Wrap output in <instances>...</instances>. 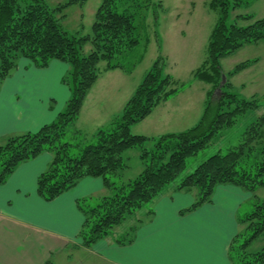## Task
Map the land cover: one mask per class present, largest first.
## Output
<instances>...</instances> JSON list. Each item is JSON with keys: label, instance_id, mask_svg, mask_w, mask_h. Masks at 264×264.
<instances>
[{"label": "trees", "instance_id": "1", "mask_svg": "<svg viewBox=\"0 0 264 264\" xmlns=\"http://www.w3.org/2000/svg\"><path fill=\"white\" fill-rule=\"evenodd\" d=\"M85 1L66 0L63 5L50 8L44 0H0V84L21 59L40 69L50 61H58L68 67L62 83L70 91L63 111L53 122L35 133L8 137L0 144V185L19 164L47 152L51 161L37 178L38 196L51 201L82 178L101 179L109 193L95 205L86 201L76 204L83 216L78 238L82 246L89 247L109 237L115 228L133 217L134 225L128 228V233L115 240L125 245L131 243L132 232L143 221L134 215L144 210L146 218L151 216L147 207L185 170L187 160L207 148L215 138H221L247 111L258 107L257 100L243 99L230 91L229 82L220 87L219 99L212 100V94L219 88L223 75L221 60L245 45L264 44V18L238 16L236 20L248 24H228L230 11L253 0L212 1L211 6L218 10L219 18L209 38L207 60L192 75L209 89L202 116L193 127L159 137L132 134L134 125L146 119L155 107L183 86L164 73V63L158 58L111 126L99 129L90 138L80 136L73 126L88 91L100 76L98 66L104 63L107 71L126 70L113 61L139 44L137 11L147 8L150 0H100L90 35L77 37L63 31L60 26L63 11L70 6L83 5ZM87 44L91 51L84 54ZM254 62L236 65L226 74V79ZM262 145L264 111L246 128L235 146L210 156L180 181L177 191H197L194 203L180 214L210 203L215 188L220 185L235 186L250 194L264 187ZM132 149L139 150L143 169L135 179L121 182L127 168L123 155ZM252 197L255 199L252 212L237 220L242 231L230 244L231 264H264V246L257 252L248 251L251 243L264 233V199Z\"/></svg>", "mask_w": 264, "mask_h": 264}, {"label": "crops", "instance_id": "2", "mask_svg": "<svg viewBox=\"0 0 264 264\" xmlns=\"http://www.w3.org/2000/svg\"><path fill=\"white\" fill-rule=\"evenodd\" d=\"M18 62L0 85V144L53 122L70 97L69 88L62 83L68 71L65 63L50 61L40 69L28 60ZM100 73L104 74L88 91L73 128L82 137H91L111 125L131 97L132 91L121 95V86L98 84L102 76L115 75V70L107 71L104 66ZM100 105L107 106L103 116L95 109ZM84 115L93 121L87 135L82 134ZM154 130L158 131L131 132L145 137L170 134L157 127ZM50 161L46 152L23 162L0 185V264H231L229 247L238 233L235 215L239 204L244 198L251 199V194L220 185L210 203L181 215L194 203L197 192L177 191V185H168L147 207L151 216L138 217L143 221L132 232L131 243L115 242L128 233L130 225L84 247L78 238L83 216L76 204L99 200L106 189L101 179L86 177L45 201L36 192V181Z\"/></svg>", "mask_w": 264, "mask_h": 264}, {"label": "rangeland", "instance_id": "3", "mask_svg": "<svg viewBox=\"0 0 264 264\" xmlns=\"http://www.w3.org/2000/svg\"><path fill=\"white\" fill-rule=\"evenodd\" d=\"M44 1L50 8H56L63 5L66 0ZM212 1L150 0L147 8H141L137 11L136 22L139 26L140 42L134 49L120 57L118 61H113L121 64L126 70H115V75L108 73L102 76L103 79L98 84L121 86L123 88L122 96H126L130 91H132L130 93V96H132L135 88L141 83L153 63L161 58L164 63V73L170 75L174 81L183 86L180 90L178 89L174 96L155 107L150 116L143 123L135 125L136 127L134 126L131 131L140 130L143 133L151 134L158 131L154 130V127H157L165 133H180L193 127L199 121L204 110L206 92L209 86L193 79L192 75L207 60L209 38L219 18L218 10L211 6ZM99 2L100 0H86L83 5L66 8L62 13L63 16H60L61 18L58 16L61 29L77 37L90 35L91 25ZM238 16H251L254 20L264 18V0H253L234 11H230L226 23L235 22L239 26L248 24V22H242L241 19L236 20L235 18ZM90 51L91 46L87 44L84 47V54H88ZM252 60H255V62L250 64L246 68L247 70L240 71L230 76L228 80L226 79V74L230 73L236 65ZM104 66V63H100L99 70L102 71ZM220 68L225 77L224 84L226 82L230 83L229 90L240 98L257 100L258 107L255 110L247 111L237 119L231 128L224 131L221 138H215L207 148L189 158L185 170L170 184L171 186L178 185L184 177L210 156L218 152L224 153L228 148L235 146L240 141L246 128L264 111L263 43L245 45L229 57L221 60ZM216 90L212 94V100L220 98L221 90L219 89V94L216 93ZM98 108L95 109L100 111L102 116L107 113V106L100 105ZM92 110L93 108L87 112ZM92 122L90 117L83 116L81 120L82 134L87 135L90 127H92ZM110 126V124H107L104 129ZM262 146L258 147L261 148ZM139 155L138 149H132L124 153L123 159L127 168L121 175V182L131 181L140 174L143 164L139 159ZM191 190L196 191L195 189ZM242 191L245 194L249 193L248 191ZM108 193L106 191V195ZM251 195L256 199H264V187H258ZM252 196L249 200L244 198L243 202L239 204L235 216L241 219L252 212L255 203ZM97 201L94 198L86 202L89 205H95ZM143 211H138L134 216L140 217L144 214ZM130 225H134L133 217L127 219L114 230L119 231ZM241 231L242 226L238 223L237 232ZM263 246L264 233L251 243L248 251L257 252Z\"/></svg>", "mask_w": 264, "mask_h": 264}, {"label": "water", "instance_id": "4", "mask_svg": "<svg viewBox=\"0 0 264 264\" xmlns=\"http://www.w3.org/2000/svg\"><path fill=\"white\" fill-rule=\"evenodd\" d=\"M224 82H225V77H224V75H222V76H221V82H220V84H219V88L216 90V93L219 94V89H220L221 86L224 85Z\"/></svg>", "mask_w": 264, "mask_h": 264}]
</instances>
